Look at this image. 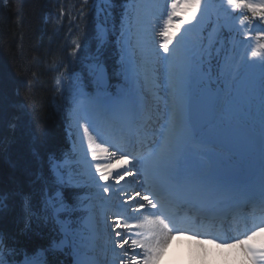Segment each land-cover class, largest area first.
<instances>
[{
    "label": "snow or ice",
    "instance_id": "6c2138e0",
    "mask_svg": "<svg viewBox=\"0 0 264 264\" xmlns=\"http://www.w3.org/2000/svg\"><path fill=\"white\" fill-rule=\"evenodd\" d=\"M227 4L233 8H248L253 14L264 9V4L258 6L246 0H227ZM183 5L188 15L174 24L173 18L181 10L180 3L179 0L167 3L170 10L160 32L161 42L153 41L140 15V0H121L118 28L112 14L116 0H93L95 11L102 18L98 38L103 40L110 33L116 35L121 53L116 75L122 79L112 85L98 59L87 65L95 94L87 93L84 80L78 78L71 92L74 101L71 116L77 130L82 129L81 143L85 139L87 141L85 159L89 154L91 161H98L101 155L109 159L115 156V152L109 153L106 148L98 152L93 136L96 133L105 139L104 129L110 128L111 146L121 152L116 164L125 170L112 177L107 170L114 168L115 164L98 162L92 165L89 161L85 173L78 175L67 158H50L49 168L56 192L53 195L42 191L41 196L44 212L55 220L61 237L52 241L47 249L53 256L52 264H62L55 257L65 249H69L75 258L74 264H96L94 260L85 258V253L95 246L97 238L93 197L102 198V207H107L111 196L104 194L110 190L112 195L124 194V188L117 189L115 184L126 176H136L137 172L144 181L143 194L136 191L119 207L130 211L133 214L130 218L143 219L135 225L122 224L117 214L112 226L115 248L124 249L125 255V245L129 240L121 238V229L144 230V239L131 240L133 249L144 250L143 259L134 252L127 264H158L174 236L199 238L203 225L197 223L195 215L185 213L181 217L175 209L187 206L195 208L197 214L212 212L214 209L210 202L214 197L242 199L260 209L258 222L253 221L251 230L243 238L218 243L217 246L240 250L249 264H264V240L257 242V237L264 234V57L258 61L250 60L247 54L240 55L226 48L224 41L217 39L214 33H209L206 39L201 38L200 26L208 15V4L202 0H183ZM185 23L190 27L177 37ZM81 49V44L74 42L73 55ZM261 56L259 50L251 51V57ZM56 83L60 85L61 80L58 78ZM112 87L116 88L115 95L109 92ZM145 87L154 95L157 91L163 93L166 121L163 140L147 155L127 151L120 142L123 129L137 116L150 119L154 112L160 111L159 105L153 108L146 104L142 94ZM218 111L227 113L233 120L248 118L247 151L258 155L259 159L258 166L246 180L191 165L193 146L205 147L206 142L201 139L203 129L215 119ZM110 177L115 184L107 183ZM88 187L99 191L95 194L77 191ZM129 201H135V206H131ZM6 206L7 197L0 194V209ZM24 206L31 214L33 204L29 196H25ZM142 210H147V214ZM81 211L87 215H77ZM207 242L217 243V240L209 239ZM0 264H5L3 259H0ZM23 264H47V261L40 262L26 256ZM120 264H125L123 257Z\"/></svg>",
    "mask_w": 264,
    "mask_h": 264
},
{
    "label": "trees",
    "instance_id": "16d2710c",
    "mask_svg": "<svg viewBox=\"0 0 264 264\" xmlns=\"http://www.w3.org/2000/svg\"><path fill=\"white\" fill-rule=\"evenodd\" d=\"M58 12L56 0H0V194L7 197L0 209V259L5 264L26 256L52 264L47 249L61 238L41 196L42 191L55 195L49 160L63 158L66 119L73 122L55 81L57 61L61 68L62 56L70 52L63 49L70 35L54 21ZM25 196L31 198V214ZM55 259L74 264L75 258L65 249Z\"/></svg>",
    "mask_w": 264,
    "mask_h": 264
},
{
    "label": "rangeland",
    "instance_id": "374dc122",
    "mask_svg": "<svg viewBox=\"0 0 264 264\" xmlns=\"http://www.w3.org/2000/svg\"><path fill=\"white\" fill-rule=\"evenodd\" d=\"M152 1L153 0H147L146 4L150 5L152 3ZM150 13H151V16L149 14H147V11H145V15L142 18L146 22V24L148 22L150 24L153 22L152 21V16L153 15H155V17L153 19L154 22L151 25H155V24H158V23L161 24L162 17L158 16V15H162V6H155ZM180 18H182V17H180ZM176 19L174 20V22H175L174 24L177 23ZM148 29L150 31H152V26L149 27ZM159 36H158V38H159ZM154 41H159V39H155ZM250 46H251V44L249 45V48L247 47V52L245 54H247V56H248V58L250 60H257L258 61L259 60L258 57H257V59H251L250 58L251 51L253 50L252 48H250ZM115 94H113V95H115ZM142 94L144 96V99L147 101V105L148 106H151V107L154 108L156 105H159V107H160V111L158 113L154 112L153 115H152L153 117H155V119L153 121H150V119H149L151 127L154 126V125L157 126L156 123L158 122L159 117L162 116V115L164 116V107H165L164 95L160 91H157L156 94L154 95L151 91H149L147 89V87L144 88ZM222 115H227L228 117H230L225 112H222ZM238 120L246 122V121H248V118L247 117H241ZM81 123H83V121ZM161 123H163L161 125L164 126L165 123L162 122V121H161ZM75 128L77 129L76 123H75ZM161 129H162V131L165 132L164 127L161 128ZM77 131H78L77 133L79 135V142H80V147H79L80 152L79 151L78 152L82 153V158L85 159V154H86V150H87V141L85 139L83 144H82L81 143V132H82V129L81 130H77ZM93 136L95 137L96 143L98 145L97 151L98 152L102 151L104 145H102L101 141H104V140H100V138H98V136H96L95 134H93ZM159 139H161V138H159ZM110 150L111 149L108 150L109 153L116 151L114 148H113L114 151L111 150V152H110ZM115 153L117 154L116 155L117 157L115 159L113 157L111 159H109V157L101 155L100 157L104 156L103 157L104 160L102 162H99V163H102V164H107V163L115 164V167L112 168V170L111 169L107 170V171L112 173V177H115L118 173H123V171L125 170L124 167H122L120 164H116V160L120 156H118L117 152H115ZM119 155H120V153H119ZM88 159L91 160L90 154L88 155ZM240 159H242V163L246 161L244 157H242ZM91 163H92V165H95L98 162H94L93 161ZM75 167H77V166H75ZM81 167H83V165L80 164L76 169L77 170L81 169ZM73 171H74V169H73ZM133 171H135V169ZM112 177H110V179H109V181L107 183L111 182V183L115 184V181L113 180ZM131 178H134V182L129 184V186L127 188H125L124 186L127 185L130 181L127 180L128 181L127 184H122V183L125 182V179H131ZM125 179L121 180L118 184H115V187L117 189L124 188V190H125L124 194H117L119 196L121 195L122 198H124V196L126 194L133 195L138 190L131 189V188H134L136 183H139V185H140L143 182V178L139 175V173H137V178L134 177V176H126ZM117 185H119V186H117ZM105 195H107V196L111 195V203H110V205L112 206L111 207L112 209H110L109 206L101 207V208L96 207L94 209L95 216H96V219H95L96 224L95 225H96L98 234H97V238L95 240V242H96L95 246L93 248L87 250V251H89L90 254H85V258L89 259V260H94L96 262V264H120V260L123 257V259L125 261V264H127V261L129 259L133 258V253L135 252L136 254H138L140 259H143V251L144 250L140 249V248L133 249L131 247V240H133V239H141V232H140V229H138V228H133L131 231H129L127 229H121V238H127L129 240V244L125 245V249H127V255H125V250L124 249L115 248L114 240L116 238L114 236V233L112 232L113 220H114L115 215H117V214H119V215L123 214L124 215V219L121 217V223L122 224L123 223H127V224H130V225H135V224H137L139 222L136 220V218L135 219L134 218H130V217L133 216V214L130 211H128L127 209L119 207V204L117 203V195H112L111 190H110L109 193H107ZM96 198L100 199L101 202H104L102 200V198H100L99 196H96ZM129 202H131V201H129ZM133 206H135V204ZM142 211H144V210H142ZM125 213H129L130 215L126 216ZM262 240H263V238H262ZM175 245H176L177 250H179L178 254H179V257H180V261H179L178 264H181L180 262H182V264H187V261H186V256L187 255H186V252L183 250V247H181L180 245L178 246L177 244H175ZM96 246H100V247L103 246V249H100V247L97 249ZM168 250H165L164 254L166 252H168ZM183 255H184V260H183ZM229 255L232 256V254H229ZM163 256L164 255H162L160 257V259L158 261V264H169L168 263L169 254L166 255L164 258H162ZM165 258H166V260H165ZM173 264H177V263L174 262Z\"/></svg>",
    "mask_w": 264,
    "mask_h": 264
},
{
    "label": "bare ground",
    "instance_id": "6f19581e",
    "mask_svg": "<svg viewBox=\"0 0 264 264\" xmlns=\"http://www.w3.org/2000/svg\"><path fill=\"white\" fill-rule=\"evenodd\" d=\"M180 8H181L180 11L186 10V8L184 9L183 4L180 5ZM177 17H181V15L178 12H177V15L173 18V22ZM133 122L134 120L132 121V123ZM101 143L102 145H104L103 149L106 148L107 150L109 149L113 150V147L111 146L110 142L101 141ZM137 148H138V145L133 147V150ZM115 152H117L118 154L120 153L121 155V152L117 150ZM116 155L117 154L115 153V156L113 157L114 159L117 157ZM196 167L203 168L202 166H196ZM206 167L207 169L205 168L203 169L206 171L210 170L208 166ZM127 183L128 181L125 180V182H123L122 184H127ZM141 189H143V186H141ZM142 219L143 217H140L139 219H136V220L140 223ZM245 231L246 230L244 229V231L238 232V235L241 233H244ZM140 232H141V240H142L144 239V235H143L144 230L140 229ZM262 238H264V234L261 235V239ZM175 239H176L175 243L178 246L180 245L181 247H183V250L186 252L187 264H249V262H247L245 258L243 257V255L241 254L240 250L218 247L217 244L220 243L218 241L217 243H208L207 239H203L200 237L196 239H190L189 235H182V236L178 235V236H175ZM175 243L174 245L168 246L169 250L165 254V256L169 254V260H168L169 264H173L174 262L178 264L180 261V257L178 254L179 250H177ZM229 254H232V256Z\"/></svg>",
    "mask_w": 264,
    "mask_h": 264
},
{
    "label": "water",
    "instance_id": "95a60500",
    "mask_svg": "<svg viewBox=\"0 0 264 264\" xmlns=\"http://www.w3.org/2000/svg\"><path fill=\"white\" fill-rule=\"evenodd\" d=\"M238 128H240L241 130H243L244 129V127L243 126H237Z\"/></svg>",
    "mask_w": 264,
    "mask_h": 264
}]
</instances>
